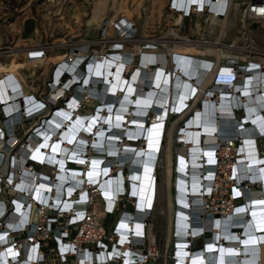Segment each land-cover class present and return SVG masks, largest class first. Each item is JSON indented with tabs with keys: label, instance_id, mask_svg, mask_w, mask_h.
Returning a JSON list of instances; mask_svg holds the SVG:
<instances>
[{
	"label": "bare ground",
	"instance_id": "obj_1",
	"mask_svg": "<svg viewBox=\"0 0 264 264\" xmlns=\"http://www.w3.org/2000/svg\"><path fill=\"white\" fill-rule=\"evenodd\" d=\"M91 1L89 21H98L111 7L114 14L107 19L104 32L107 28L119 29L120 35L109 41L111 48L105 57L97 51L79 48L51 69L53 82L48 88L54 91L53 96L57 91H66L63 105L49 110L48 102L29 91L23 77L11 67L0 76V98L4 102L0 111L7 114L0 120V159L2 154L8 159L11 148H16L11 174L16 177L18 187L32 192L38 182V189L51 191L56 203H61V197L67 194L71 200L64 202V208L81 209L90 196L86 183L97 182L106 199H97L92 211L96 218H101L104 206L111 209L117 203L126 181L125 192L134 195L135 200L132 208L124 211L118 226L122 234L132 230L135 239L143 226L150 242L154 236L148 225L158 199L156 171L164 155L169 216L166 238L169 249H176V264H264V151L258 148V141H264V67L261 68L264 61L246 58L238 64L226 50L219 52L216 59L210 58L203 51H215L212 47L215 44L191 41L173 30L170 31L173 39L166 40L172 44L162 42L168 46H152L149 44L152 40H140L137 49L140 54L143 46L142 56L138 55L136 65L130 67L134 69L129 77L124 71L131 65L134 52L122 50L120 43L135 39L132 15L140 12L143 0H133L131 6H127L126 0ZM164 1L150 0L158 15ZM167 1L197 16L210 8L205 26L208 31L219 28L220 32L229 28L232 20L225 18L231 10L233 15L240 12L241 3V0ZM252 1L249 6L254 3L258 15L264 17V0ZM204 2L208 6L196 11ZM220 11H225L224 16L219 15ZM172 17L174 25L179 24L183 14ZM23 54L28 58V66L42 59H37L39 53L34 47ZM212 59L215 63L209 70ZM198 100L202 103L197 105ZM84 106L92 109L83 112ZM34 108L37 111L28 115L30 120L45 111L47 117L41 126L29 134L30 130L27 131V140L14 143L16 125H22L24 112ZM171 116L176 117L175 121L170 122ZM176 119H182L183 123L177 125ZM165 129L169 134L176 129L179 152L171 148V143L163 149ZM3 131L9 136L8 142L2 139ZM234 139L240 143L236 146L239 155L229 162L232 172H226L227 177L232 174V185L228 184L226 191L232 206L215 215L204 205V194L212 189L210 182L216 167V158L210 153L222 140L235 145ZM89 142L95 152H86L88 160L84 162L85 157L76 156V150H83ZM68 153L76 159L71 164L66 160ZM29 156L46 163L30 167L24 163ZM101 161L107 164L98 169ZM116 161L118 166L109 167ZM88 164L86 173L84 165ZM124 165L129 168L127 176L122 172ZM78 188L79 192H73ZM147 212L146 227L142 217Z\"/></svg>",
	"mask_w": 264,
	"mask_h": 264
},
{
	"label": "built area",
	"instance_id": "obj_2",
	"mask_svg": "<svg viewBox=\"0 0 264 264\" xmlns=\"http://www.w3.org/2000/svg\"><path fill=\"white\" fill-rule=\"evenodd\" d=\"M251 2L253 1L246 0L243 2V17L246 20H264V17L258 15L254 3L249 6ZM170 6H172V8H170ZM203 6H208V3L204 2L202 7H200V9L197 8L196 11H202ZM168 7L171 13L176 15L181 13L183 17L195 14L193 11L189 14V10L185 11L171 3L168 4ZM211 11L212 10L207 7L200 15L208 17L207 14ZM224 12L225 11H220L219 15L221 17L224 16ZM159 40L161 39H158L156 45L162 47V40ZM84 47L87 50L89 48L83 44L74 47L72 53ZM38 53L39 54L36 56L37 59L43 58L45 55L44 50L38 51ZM262 67L264 66H261V68ZM130 72L131 68H128L124 71V74L129 76L131 74ZM51 82H53V79ZM51 82H49V84ZM41 99L46 100L48 103H55L50 101L49 98ZM23 104L24 107L27 105L25 102ZM3 107L4 102L0 98V108L3 109ZM30 110L31 111L24 112L23 124L16 125L15 127L17 138L14 143L16 144H21L22 141L27 140L28 134L43 123V120H40L39 122L29 125L19 136L20 128H23L26 121L30 119L28 115L37 111L36 108ZM0 114L1 117L7 116L5 113L2 115L1 111ZM40 114L41 113L35 114V117ZM49 118L50 116L47 119ZM27 131H29L28 134ZM6 134L7 133L3 131L2 139L5 138V141L8 142L7 139L9 136L6 137ZM163 140L162 142L160 141L161 144ZM234 141L235 145H231L227 140H222L220 141V145H218L216 149H212L210 153L211 156L216 158V167L214 177L210 182L212 189L209 193L204 194V205L205 209H210L215 215L221 213L223 210H230L232 206V204H229L231 200L230 194L226 192L228 184L232 182V174L227 177L226 172L228 173V171L231 170L228 167V165H230L229 162L239 155L236 146L240 143L236 141V139H234ZM177 142L180 143V141ZM12 144H10V146H12ZM15 149V147L11 148L8 159H6V155L3 154L0 159V264L159 263L161 254L158 248L157 235H155L156 232H151L154 239L149 242L148 235H144L143 226L138 235V239L133 237V231L130 229H127L126 232L122 234L118 226L124 211L126 209H131L135 200L134 195L125 192L128 188L126 181L125 190L114 207L109 209L104 206V215L101 218H96L92 211L94 202L97 199H106L104 189H102L97 182L93 183L88 180L86 183L90 196L86 199L81 209L72 208V206L64 208V202L66 200H71L69 198L70 196L67 194L61 197V203H56L53 200L51 191L44 192V190L38 189V182L35 183L32 192L22 191V189L18 187L16 177L11 174V160L16 156ZM90 151L95 152V149L89 142L88 145H85L83 150H76V156L85 157V155L88 154L86 152ZM25 159L24 163L34 168L46 163V161L42 162L32 156ZM84 159V162L88 160L87 157ZM66 160L71 164V162L76 159L75 157L69 156L68 153ZM106 164L107 163L104 161H101L98 163L99 166H97V168H103ZM118 165L116 161L110 163L109 167L115 168ZM84 167H86L85 171L87 173L89 164L87 166L84 165ZM128 170L129 168L127 166L124 165L122 167V172L125 176H127ZM215 180H217L218 183H215ZM68 184L69 182L67 181L65 185L67 186ZM79 190L80 188L74 189L73 192H79ZM75 200H78V198H75ZM156 201L157 198L155 202L153 201L154 205ZM206 215L207 212L204 216ZM129 219H131V216ZM148 219L149 212L143 215L142 222L145 224ZM145 226L147 227V224H145ZM167 257L169 258L170 264H176V249L173 250L170 248Z\"/></svg>",
	"mask_w": 264,
	"mask_h": 264
},
{
	"label": "rangeland",
	"instance_id": "obj_3",
	"mask_svg": "<svg viewBox=\"0 0 264 264\" xmlns=\"http://www.w3.org/2000/svg\"><path fill=\"white\" fill-rule=\"evenodd\" d=\"M132 1L126 0L127 6L135 3ZM245 1L241 0L240 12L233 15V11H230L229 16L225 19L232 20V22H230L229 28L225 30L226 32H220L219 28L208 31L205 26L207 17L195 14L183 17L181 23L174 25L173 13L169 10L167 0L164 1L159 15L155 8H151L150 0H143L140 12L132 15V24L134 26L132 36L135 39L132 41L124 40L120 43L122 50L134 52L130 61L132 63L128 68L136 65L138 55L140 58L142 56L143 46L140 48V54H138L139 42L152 40L153 43L149 44L153 46L157 44L156 40L158 39L163 40L162 42L171 41L173 38L170 35V31L173 30L176 31L178 36L186 37L191 41L215 44L212 46L215 47V51L209 49H204L203 51L210 58L216 59L219 57V52L226 50L233 54L232 60L238 64L240 62L243 63L246 58L253 61L261 58L264 61V20H246L242 16L243 2ZM92 5L91 0H0V63L2 64L0 66V76L6 68L11 67L23 77L29 91L41 98H45L47 95L50 101L55 102L54 104L52 102L48 103L49 110L63 105L65 103L63 96L66 91H57L54 96V91H49L48 85H50L49 82L52 78L51 69L60 60L70 55L74 47H78L81 44L88 46L90 52L97 51L101 53V56L105 57L110 52L108 51L111 48L109 41L115 40L120 35L119 29L110 30L107 28L106 32H104L107 19L114 14V10L111 7L106 10L98 21H89L92 15ZM128 14L125 13L124 15ZM196 21L199 23L198 27L196 26ZM105 33H107L106 38L104 37ZM167 43L168 45L172 44L171 42ZM167 43L162 44L167 45ZM145 44L148 45V43ZM31 47L36 48V51L44 50L45 55L41 60L31 62L33 64L28 66V58L26 60L23 53ZM214 63L215 60L212 59L209 70ZM184 99L187 100L185 97ZM200 103L202 101L198 100L197 105ZM91 109L90 106H84L82 111H90ZM45 117H47V111L35 117L34 121L27 120L23 128H20L19 136L26 127L43 120ZM1 118L0 114V120ZM175 118L173 116L170 122L175 121ZM182 123V119H180L177 125L180 126ZM175 131L176 129L173 130L172 134H169V131L166 130V136L162 143L163 149L171 143V148L174 151L178 149L179 152L178 145L180 143L177 140L180 137L174 135ZM258 144L260 151H264V141L259 140ZM164 159L166 160L165 156L161 155L159 159L160 166L157 170L159 194L155 204L154 215L148 225V229L156 232L157 235L158 248L161 254L158 264H170L166 254V250L169 249L166 238L169 216L164 183ZM176 164H178V161ZM49 171L50 169L46 170V172Z\"/></svg>",
	"mask_w": 264,
	"mask_h": 264
},
{
	"label": "crops",
	"instance_id": "obj_4",
	"mask_svg": "<svg viewBox=\"0 0 264 264\" xmlns=\"http://www.w3.org/2000/svg\"><path fill=\"white\" fill-rule=\"evenodd\" d=\"M124 14H125V13H124ZM153 151H154V150H153ZM157 190H158V194H159V187H158V189H157Z\"/></svg>",
	"mask_w": 264,
	"mask_h": 264
}]
</instances>
